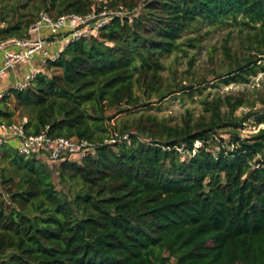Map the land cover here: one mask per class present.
<instances>
[{
  "label": "trees",
  "instance_id": "16d2710c",
  "mask_svg": "<svg viewBox=\"0 0 264 264\" xmlns=\"http://www.w3.org/2000/svg\"><path fill=\"white\" fill-rule=\"evenodd\" d=\"M36 2L54 18L103 7L126 13L68 43L30 87L3 96L0 121L13 120V99L28 133L47 126L50 136L87 140L93 149L50 164L20 155L14 142L0 145V264H264V126L240 134L252 118L264 124V95L205 97L198 116L187 110L174 124L131 114L192 90L161 74L162 58L181 49L189 26L260 30L264 0ZM35 19L0 27V40L23 37ZM259 41L264 46V36ZM223 54L225 84L264 71L257 45L238 55L224 44ZM240 107L247 111L236 114Z\"/></svg>",
  "mask_w": 264,
  "mask_h": 264
},
{
  "label": "rangeland",
  "instance_id": "374dc122",
  "mask_svg": "<svg viewBox=\"0 0 264 264\" xmlns=\"http://www.w3.org/2000/svg\"><path fill=\"white\" fill-rule=\"evenodd\" d=\"M36 6V0H0V26H6L19 19L23 21L35 19L38 12L41 11ZM258 25L257 23L256 26ZM254 33L259 34L257 39L252 36ZM263 36L264 26L258 30L257 28L252 29L235 23L212 25L196 22L192 24L182 33L180 40L184 42V45L180 47L181 49L173 51L162 58L165 68L161 71L166 82L185 86L193 85L192 90L172 93L162 101L154 99L147 106L132 109L131 114L151 113L170 124H174L180 122L187 110L192 113L193 117L198 116L202 108L201 100L205 97L210 99L215 95L243 94L247 99L255 101L264 95V71L250 76L249 81L244 83L225 84L222 82L223 77H218V75L228 67L223 54L224 44H227L232 52L238 55L247 54L251 46L257 45L260 49L264 48L259 41ZM187 38H194L193 43L196 45H188L190 42L185 41ZM259 62L264 64V55ZM9 105L16 112L13 119L17 120L21 115L18 113L17 104L11 99ZM255 107H260L258 101L255 103ZM244 111H247V107H240L236 114ZM124 114H117L111 119L110 123L117 124ZM253 124L254 120L252 118L245 123V127L240 130V134L248 136L255 132L258 127L264 126V124L258 126ZM221 135L227 136L224 132ZM38 157L48 161L43 156ZM72 157L77 158L75 155ZM48 163L56 164L50 161ZM54 181L57 184L56 175Z\"/></svg>",
  "mask_w": 264,
  "mask_h": 264
},
{
  "label": "built area",
  "instance_id": "2783aa9c",
  "mask_svg": "<svg viewBox=\"0 0 264 264\" xmlns=\"http://www.w3.org/2000/svg\"><path fill=\"white\" fill-rule=\"evenodd\" d=\"M126 11L120 7L117 10L107 9L93 10L90 13L81 15L66 13L57 17H51L41 10L23 37H11L0 40V80L9 72L21 65H27L21 77L16 79L13 89L17 91L30 87L40 68L32 65V62L39 57L44 63L46 60H55L65 46L73 41L95 34L106 24L112 16L125 14ZM1 27V26H0ZM58 45L56 52L48 48L51 45ZM7 89L0 87V102L6 94ZM28 118L25 115L10 122L0 121V145L11 141L15 143L16 149L23 156H43L50 162L59 163L65 156H77L82 158L93 149V145L87 140H77L73 137L56 136L52 137L47 133L46 128L38 133H28L26 124ZM117 132L109 139V142L117 140ZM124 134L122 139H126ZM107 141V140H105ZM200 142H195L199 146ZM182 151L181 148L178 149ZM194 153V150H193Z\"/></svg>",
  "mask_w": 264,
  "mask_h": 264
},
{
  "label": "crops",
  "instance_id": "0c3cea01",
  "mask_svg": "<svg viewBox=\"0 0 264 264\" xmlns=\"http://www.w3.org/2000/svg\"><path fill=\"white\" fill-rule=\"evenodd\" d=\"M48 50L51 52H56L58 50V45L53 44L48 48ZM1 58H2V54L0 52V62H1ZM32 65L40 68L42 72H46L45 64L39 57H36V59L32 62ZM26 68H27V65L26 66L21 65L12 71H9L0 80V87H2L3 89H8V88L13 87L14 81L22 76Z\"/></svg>",
  "mask_w": 264,
  "mask_h": 264
}]
</instances>
